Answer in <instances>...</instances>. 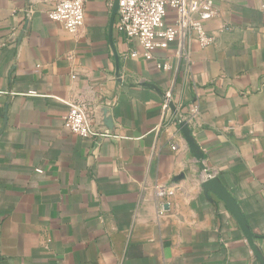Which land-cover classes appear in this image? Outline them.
I'll return each instance as SVG.
<instances>
[{
	"label": "crops",
	"instance_id": "crops-1",
	"mask_svg": "<svg viewBox=\"0 0 264 264\" xmlns=\"http://www.w3.org/2000/svg\"><path fill=\"white\" fill-rule=\"evenodd\" d=\"M57 1L0 0V264H264V0H214L211 45L152 58L115 0H85L75 33ZM78 103L89 137L64 123Z\"/></svg>",
	"mask_w": 264,
	"mask_h": 264
},
{
	"label": "built area",
	"instance_id": "built-area-1",
	"mask_svg": "<svg viewBox=\"0 0 264 264\" xmlns=\"http://www.w3.org/2000/svg\"><path fill=\"white\" fill-rule=\"evenodd\" d=\"M170 9L176 12L174 25L166 20ZM216 15L214 0H119L117 30L126 39H137L145 50V56L152 58L156 48L168 47L177 38H194L202 47L211 45L215 37L206 30L204 22ZM49 16L75 33L85 22V0H59ZM131 54L136 56L138 53L132 51ZM159 67L170 68L168 63ZM170 103V96H166V109ZM197 113L195 106L190 119H194ZM64 123L72 132L83 137L96 132L92 110L84 103L70 108Z\"/></svg>",
	"mask_w": 264,
	"mask_h": 264
},
{
	"label": "water",
	"instance_id": "water-1",
	"mask_svg": "<svg viewBox=\"0 0 264 264\" xmlns=\"http://www.w3.org/2000/svg\"><path fill=\"white\" fill-rule=\"evenodd\" d=\"M118 4H119V0H115V7H114V11L113 14L115 15L118 9ZM148 86H151L149 83H144ZM172 108H175L174 105L171 104ZM182 129L185 133V136L187 138V141L190 145V147L192 148V150L195 152V155L197 157V159L200 161L201 166L203 168L205 167V164L203 163L204 160V154L200 151L199 146L197 145V143L195 142V140L193 139V137L191 136L190 133V129L188 126L187 121H182L181 123ZM206 186H211L224 200L225 202L228 204L229 208L231 209V211L233 212L235 218L237 219L238 223L241 225L250 245H252L254 247V249L256 250L255 244H254V239L257 237V235H255L248 227V225L246 224L244 218L242 217L241 213L239 212L238 208L234 205V203L231 201L230 196L228 195L227 191L225 190V188L223 187V185H221V183L219 182V180L217 179V177H210L206 180L205 182ZM257 251V250H256Z\"/></svg>",
	"mask_w": 264,
	"mask_h": 264
}]
</instances>
